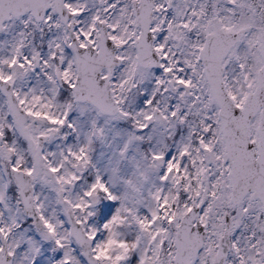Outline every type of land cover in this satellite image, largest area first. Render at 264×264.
<instances>
[{
  "label": "snow or ice",
  "instance_id": "1",
  "mask_svg": "<svg viewBox=\"0 0 264 264\" xmlns=\"http://www.w3.org/2000/svg\"><path fill=\"white\" fill-rule=\"evenodd\" d=\"M0 264H264V0H0Z\"/></svg>",
  "mask_w": 264,
  "mask_h": 264
}]
</instances>
